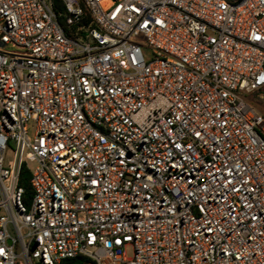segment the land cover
I'll use <instances>...</instances> for the list:
<instances>
[{"label": "built area", "instance_id": "2783aa9c", "mask_svg": "<svg viewBox=\"0 0 264 264\" xmlns=\"http://www.w3.org/2000/svg\"><path fill=\"white\" fill-rule=\"evenodd\" d=\"M62 2L0 0V264H264V0Z\"/></svg>", "mask_w": 264, "mask_h": 264}, {"label": "trees", "instance_id": "16d2710c", "mask_svg": "<svg viewBox=\"0 0 264 264\" xmlns=\"http://www.w3.org/2000/svg\"><path fill=\"white\" fill-rule=\"evenodd\" d=\"M55 2L57 7L64 9V4L62 0H55ZM30 177H31L30 168L26 163H24L20 173V186L24 187L25 189L24 198L26 203H29L32 197V187L30 185ZM84 260L85 259L80 256L65 260V264H82Z\"/></svg>", "mask_w": 264, "mask_h": 264}, {"label": "rangeland", "instance_id": "374dc122", "mask_svg": "<svg viewBox=\"0 0 264 264\" xmlns=\"http://www.w3.org/2000/svg\"><path fill=\"white\" fill-rule=\"evenodd\" d=\"M247 98L249 102L256 107L260 112L264 114V88L248 93ZM11 146L14 147V143H11ZM13 159V151L9 150L6 155V161ZM30 165H33L30 163ZM9 228L12 229L11 225H9ZM24 233H26V230H24ZM17 251L19 252V246H17Z\"/></svg>", "mask_w": 264, "mask_h": 264}]
</instances>
